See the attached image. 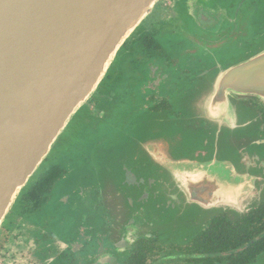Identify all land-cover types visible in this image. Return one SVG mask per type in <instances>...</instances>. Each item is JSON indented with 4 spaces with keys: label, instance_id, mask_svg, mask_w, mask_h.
<instances>
[{
    "label": "flooded vegetation",
    "instance_id": "obj_1",
    "mask_svg": "<svg viewBox=\"0 0 264 264\" xmlns=\"http://www.w3.org/2000/svg\"><path fill=\"white\" fill-rule=\"evenodd\" d=\"M207 1L186 0L182 5L184 8L179 1H162L153 24L146 22L148 16L137 27L142 29L139 32L141 36H133L136 28L121 47L124 48L125 61L116 62L113 69L115 71L119 66L121 73L113 77L112 70L108 76L109 67L93 96L82 106L83 113L76 119L78 125L72 126L71 132H68L75 137L77 144L92 136H107L108 140H113L119 133L124 134V147L128 148V151L125 150L126 157L129 156L137 172L122 170L123 185L130 193H134V199L129 198V202L126 201L113 219L106 217V224H111L110 231L99 233L96 237L92 233L98 240L94 247L85 244V239L79 233V239L76 238L68 246L69 254L54 251L52 239L37 249L33 248L40 240L33 241L35 235L21 244V239L25 238L23 230L32 226L31 215L40 213L56 180L63 176V169L54 165L29 180L26 191L33 190L41 181L48 180L49 183L40 194L26 198L21 196L11 209L12 219L3 222L1 227L6 235L11 234L10 238H15L16 246L25 247L27 252L31 248L34 254L43 259L38 262L29 259L21 253L20 248H16L13 256L0 257V264H264V102L255 95H237L232 92L228 95L232 117L229 113L227 123L219 125L217 139L221 147L224 139L227 142L229 133L228 145L235 148L233 153L237 156L234 164L229 162L225 149L219 150L212 144L208 150L207 143L203 149L193 151L192 145L187 142L198 127L206 133L212 129L211 121L203 122L199 117L201 103L203 108L206 102L214 100L225 73L250 58L238 61L234 66L223 67V62L216 61L220 50L241 49V54L245 55L264 37V33H251L246 37L251 24L248 25L246 12L241 15L238 12L239 18L228 19V11L225 13L209 8L206 6ZM241 1L242 6H248L255 0ZM190 24L194 31L199 30L205 36L217 40H205L207 43H203L204 38L200 40L197 36L198 31L184 30V26L191 27ZM225 24L236 32L224 33ZM233 42L237 46L232 47ZM228 61L225 65H229ZM103 82L106 84L101 89ZM121 85L124 87L123 97L116 92ZM102 105L107 108L101 109ZM99 112L100 117L109 118L110 124L105 125V128L96 119ZM89 151L91 154L92 150ZM186 155L189 158L187 166H190L188 176L191 180L214 179L215 184L212 185L221 189L220 184L226 186V183L220 182L216 172L226 170L230 172V179L238 183L232 185L239 190L235 191L236 195L248 190L249 196L243 201L236 196L233 198L234 203H228L225 198H216L220 190L212 193L210 189L204 190L203 198L199 199L206 205L200 208L209 211L212 218L191 238L184 237L177 242L169 237L160 239L155 233L161 229L155 227L165 214L163 216L162 212L157 211L161 205L156 202L154 208H147V205L158 196L170 198L161 196L167 193H186L178 188L171 191L162 189V181L178 180L168 173L173 172V166L180 168L181 165L179 171H182L184 166L181 160ZM144 172L145 178L142 175ZM244 179L245 183L240 184ZM148 183L151 184L150 190L146 189ZM154 186L155 190L152 189ZM197 191L199 194L200 189ZM192 192L195 193L194 190ZM229 194L232 195L233 191ZM187 202L195 205L190 198ZM123 239L126 244L122 242ZM117 244V247L126 245V254L101 258L115 253ZM109 250L113 253L106 254Z\"/></svg>",
    "mask_w": 264,
    "mask_h": 264
},
{
    "label": "water",
    "instance_id": "obj_2",
    "mask_svg": "<svg viewBox=\"0 0 264 264\" xmlns=\"http://www.w3.org/2000/svg\"><path fill=\"white\" fill-rule=\"evenodd\" d=\"M159 1L0 0V229L120 48ZM219 84L204 109L218 130L232 109L229 93L264 102V49L225 73ZM188 159L181 160L184 167ZM168 174L178 180L162 181V189L183 190L199 207L206 205L199 199L204 190H221L214 179L191 180L185 169ZM226 185L228 192L237 191L235 180Z\"/></svg>",
    "mask_w": 264,
    "mask_h": 264
},
{
    "label": "rangeland",
    "instance_id": "obj_3",
    "mask_svg": "<svg viewBox=\"0 0 264 264\" xmlns=\"http://www.w3.org/2000/svg\"><path fill=\"white\" fill-rule=\"evenodd\" d=\"M162 1L164 0H160L155 5L152 10L154 12H151L152 14L149 15V18L146 20V22L150 25L153 24V21L157 19V16L159 14V5L160 3H162ZM175 1H179L181 7H183L182 5L186 2V0ZM246 1L250 2V0ZM217 2H220L221 4H217ZM207 4L208 5L206 6L209 8H216V10L225 13L228 11V19H235L236 17L239 18L237 16L238 12L239 15H241L243 12H246L248 15V25L249 23H251L250 27L247 28L248 33H246V37H249L251 33H254L256 35L257 33H264V0H255L248 6L245 4L242 6L241 0H208ZM230 12H232V14H230ZM183 24L186 25L185 22H183ZM170 25L171 23H169V30ZM224 26V33L236 32L234 31V29L228 28L226 24ZM184 27V30L188 29V31H194V28L192 26ZM141 31L142 29L139 30L137 28L133 36H141V34L139 33ZM194 32H197V36L200 40H203L202 38H204L203 43H207L205 40H208L210 42H214L217 40V38L215 37L210 38V36L208 35L205 36L199 30H196ZM223 32L220 31V33ZM191 34L193 33H186L185 35ZM184 38L188 39L187 36H185ZM132 39H135V37H132ZM137 40L140 41V38H137ZM227 43L228 42L223 44ZM263 44L264 37L257 42L253 49L251 48L252 50L250 49L251 51L249 53L245 55L241 54L242 51L239 46L238 48L240 50L223 48L220 50L221 53L218 54V59L216 61L217 63L223 62V67L234 66L238 61H244L252 54L257 53L260 50L262 51L264 49V47L262 46ZM231 45L232 47H235V45L237 46L235 42H233ZM186 46L188 47L187 44ZM125 58L126 56H124V48H121V50H119V52L117 53V56L114 59L107 75L109 76L111 71L115 69L114 66L116 62H123L125 61ZM226 61H228L229 65H225ZM117 68L118 69L116 70L118 71L113 70L114 72L111 73L113 77L116 76L117 73H121L119 66ZM105 84L106 82L102 83L101 89H103V86ZM123 88V85H121L116 90V92L121 97L124 96ZM206 106H208L207 102L206 104H204L203 108L201 103L199 108V117L203 122H206L207 120L208 122H210V119L205 118L204 116V109ZM103 108L107 107L105 105H102L101 109ZM83 110L84 107H81V109H79L72 117L66 129L59 136L49 154L47 155L46 159L39 166L32 178H36L38 175L42 174L43 171L48 167H52L54 165L59 166L64 171L63 176H60V178L56 180L50 194L48 195L46 203L41 208L42 210L40 211V213L31 215L32 226H29L28 228L23 230V235L25 236V238L21 239V244L26 243L32 235H35L33 241H35L36 239L40 240L36 242V246L33 248L37 249L39 246L45 245L46 242L49 243L52 239V248L54 251L56 250V252L69 254L68 246L70 245V243H74L76 238L79 239L80 233L81 236L85 239V244L93 245L94 247L95 243L98 242V240L95 239L96 235L99 233L106 234L110 231L111 224H106V217H110L111 219H113V217L117 215L118 210L123 209L126 201L129 202V198L134 199L132 197V194L134 193H130L123 185L124 176L122 175V170L128 169L130 171L137 172L134 169V164L130 161L129 156L126 157L125 150L128 151V148L124 147V134L119 133L113 140H108L107 136L102 138L92 136L81 141L80 144H77L75 142V137L68 133L69 130L71 132L72 126L78 125L76 119L83 113ZM99 114L100 112L97 114L98 118L96 117V119L100 122V126L105 128V125L110 124L109 118L107 116H103L102 113L101 116L103 117H100ZM203 122H200V124H202ZM197 124H195V126ZM199 128L200 127H198V129H196L194 133L190 134L191 136L187 141L188 144L192 145L193 151L203 149L207 143L208 145H206V148H208L209 150L210 146L213 144L214 148L217 147L219 150L220 148L222 150L225 149L229 162H233L232 164H234V161H236V155L233 152H235L236 150L230 144L228 145V139L230 137L229 133H227L226 136L227 142L224 139V141L221 142L220 147V142L217 139L220 131L216 129V125L212 124V129L208 133H206L205 130H200ZM233 136H235V134ZM122 140L123 142H120ZM235 141L237 140L235 139ZM224 142L226 143L224 144ZM201 144H203V146H201ZM228 148L230 151H228ZM89 150H92L91 154ZM85 157H87V161H85ZM184 158H187V155L186 157H183V159ZM88 159L90 160V163L86 164L88 162ZM180 169L181 167L179 168L178 166L172 167L173 171H178ZM183 169L189 170L190 166L184 167ZM216 173L218 174V179L221 180L220 182H225L226 184H229L231 182L230 172L226 170H224L223 172H219L218 170ZM211 174L212 176H215L214 172H211ZM142 175L145 178L146 172H144V174ZM245 181L246 180L244 179L239 183L244 184ZM149 184L150 183H148L146 189H149ZM235 185H238V183L235 182ZM226 186L220 184L221 190L217 191L218 196H216V198H225L226 200H228V203H234L233 198H236V196L238 200L242 199V201L247 199L249 196L250 191L248 190H246L242 195H236L239 190L237 192H233V194L230 195L226 190ZM152 189L155 190V186L152 187ZM209 189H211V187H209ZM171 190L172 189H170L169 191ZM161 196L171 197L164 198L158 196L157 199H152L151 203L147 205V208H154V202H156L157 205H161V209H157V211L159 213L162 212L163 216L165 214L163 220L161 218L160 221L157 222V227H155L160 228L164 231H156L157 233L155 234L158 235L160 239L169 237L177 242L184 237L191 238L199 232L201 226L206 221L208 222L209 219L212 218V215L209 211H204L197 205L186 203L187 201H189L188 194L187 196L185 194V198H182V196L184 197L183 192L181 195H177L175 193H167ZM106 211L109 213H106ZM11 214L12 213L10 211L9 216H7V218L5 219L6 221H4L5 223L9 218L10 220L12 219ZM117 227L121 226L118 225ZM90 228H92L93 230H91ZM0 233L2 234L0 235V257L9 258L10 256H13L15 254L16 248L18 250L20 248L21 253L26 254L29 259H33L37 262L43 259V257L34 254L31 248L27 252L25 251V247H18V244L16 246L15 238L13 236L10 238L11 234L6 235V233L1 229ZM92 233L93 235H95V237L92 235ZM168 234H170V236H168ZM6 241H8L7 244ZM122 242L126 244L124 239L122 240ZM117 246L118 244L116 245V251H114L115 253L109 250L106 252V254H113H108V257L106 255H103L101 256V258L107 259L119 253L126 254V245H121L119 247ZM112 248L115 249V247Z\"/></svg>",
    "mask_w": 264,
    "mask_h": 264
},
{
    "label": "trees",
    "instance_id": "obj_4",
    "mask_svg": "<svg viewBox=\"0 0 264 264\" xmlns=\"http://www.w3.org/2000/svg\"><path fill=\"white\" fill-rule=\"evenodd\" d=\"M55 175H53V176H51L50 177V181H51V179H52V177H54ZM48 183H49V181L48 180H44V181H41V182H39L34 188H33V190H31V191H26V186L21 190V192L19 193V195H18V198L16 199V201L18 200V199H20V197L22 196V197H24L25 196V198L27 197V196H34L35 194H40V193H42V191L45 189V187L48 185ZM15 201V202H16ZM15 204V203H14ZM14 206V205H13ZM5 221V220H4ZM4 224V223H3ZM233 232V231H232ZM234 244H236V243H234Z\"/></svg>",
    "mask_w": 264,
    "mask_h": 264
}]
</instances>
